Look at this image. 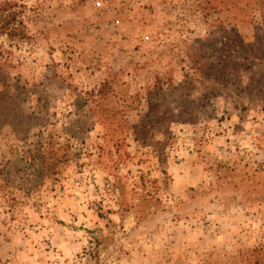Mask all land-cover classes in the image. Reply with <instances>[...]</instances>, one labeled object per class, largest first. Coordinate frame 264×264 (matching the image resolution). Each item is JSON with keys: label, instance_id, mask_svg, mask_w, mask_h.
<instances>
[{"label": "rangeland", "instance_id": "1", "mask_svg": "<svg viewBox=\"0 0 264 264\" xmlns=\"http://www.w3.org/2000/svg\"><path fill=\"white\" fill-rule=\"evenodd\" d=\"M4 3L0 264H264V0Z\"/></svg>", "mask_w": 264, "mask_h": 264}, {"label": "trees", "instance_id": "2", "mask_svg": "<svg viewBox=\"0 0 264 264\" xmlns=\"http://www.w3.org/2000/svg\"><path fill=\"white\" fill-rule=\"evenodd\" d=\"M5 3L1 5L2 7L0 8V34L3 33L6 30L7 24H14L13 21H15L16 16H17V11H11L9 13H4L5 9ZM7 34H14L15 33V28L12 30H9L6 32Z\"/></svg>", "mask_w": 264, "mask_h": 264}]
</instances>
